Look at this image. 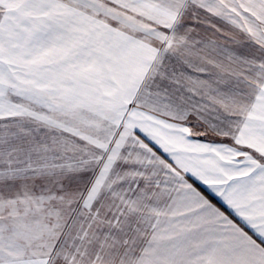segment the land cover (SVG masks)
Masks as SVG:
<instances>
[{
    "label": "snow or ice",
    "instance_id": "snow-or-ice-1",
    "mask_svg": "<svg viewBox=\"0 0 264 264\" xmlns=\"http://www.w3.org/2000/svg\"><path fill=\"white\" fill-rule=\"evenodd\" d=\"M0 264H264V0H0Z\"/></svg>",
    "mask_w": 264,
    "mask_h": 264
}]
</instances>
